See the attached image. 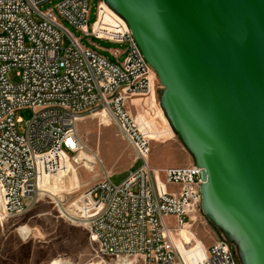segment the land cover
Instances as JSON below:
<instances>
[{
    "label": "built area",
    "instance_id": "2783aa9c",
    "mask_svg": "<svg viewBox=\"0 0 264 264\" xmlns=\"http://www.w3.org/2000/svg\"><path fill=\"white\" fill-rule=\"evenodd\" d=\"M52 1L0 0L1 214L23 215L39 193L40 177L59 176L64 157L90 161L76 125L103 112L130 146L136 166L118 184L107 175L67 204L59 199L63 217L84 228L102 256L134 264H238L222 239L205 246L179 236L200 206V170L194 164L151 168L149 135L132 116L129 99L149 92L154 73L124 21L102 2L125 27L96 28L97 4L88 29L90 0H58L43 8ZM85 37L126 45L125 57L112 63L81 45ZM121 54L111 51L116 61ZM20 109L32 111L23 134L16 130Z\"/></svg>",
    "mask_w": 264,
    "mask_h": 264
},
{
    "label": "water",
    "instance_id": "95a60500",
    "mask_svg": "<svg viewBox=\"0 0 264 264\" xmlns=\"http://www.w3.org/2000/svg\"><path fill=\"white\" fill-rule=\"evenodd\" d=\"M102 2L158 80L202 214L238 264H264V0Z\"/></svg>",
    "mask_w": 264,
    "mask_h": 264
},
{
    "label": "rangeland",
    "instance_id": "374dc122",
    "mask_svg": "<svg viewBox=\"0 0 264 264\" xmlns=\"http://www.w3.org/2000/svg\"><path fill=\"white\" fill-rule=\"evenodd\" d=\"M57 1L54 0L43 8ZM97 4H100L98 17L100 23L103 20L115 19L122 25L123 22L102 4V0H90L88 29L96 19ZM63 26L74 37H80V33L66 21H63ZM80 42L112 63H120L125 57L126 45L93 37H85ZM66 44L67 39L63 37L61 46ZM113 50L122 52L118 61L111 55ZM11 79L14 77L11 76ZM153 83L155 89L153 93L131 96L129 99V106H133L132 116L141 117L145 121L142 129L150 139V166L152 169L181 167L185 159L192 165L194 164L192 157L160 109L158 97L161 87L155 75ZM31 116L30 109L16 111L15 118L19 120L16 130L19 134L25 132V122ZM76 131L88 149V156H96L95 161L83 159L74 163L67 162L64 157L59 176L40 177L38 187L44 192L28 200L29 207L23 215L7 218L1 214L0 204V264H53L55 260L66 264H124L126 260H130L134 264L132 259H115L95 253V244L90 240L87 231L69 223L61 213L62 205L58 202L59 199H63L65 205L107 175L110 176L112 183L118 184L126 178L127 172L136 166L133 165V152L130 146L113 123L108 121L107 124L98 115L88 114L79 120ZM23 226L30 229V235L22 239L16 229ZM179 236L185 241L192 238L205 246L221 240L202 214L200 206L192 215L189 229L180 232Z\"/></svg>",
    "mask_w": 264,
    "mask_h": 264
},
{
    "label": "bare ground",
    "instance_id": "6f19581e",
    "mask_svg": "<svg viewBox=\"0 0 264 264\" xmlns=\"http://www.w3.org/2000/svg\"><path fill=\"white\" fill-rule=\"evenodd\" d=\"M95 27L96 28H101V27L103 28L104 26L100 23V21L97 20V23H96ZM124 27H125L124 26V23H122V25L118 29H116V30H119L120 28H124ZM153 76L154 75H152L151 78H150V89H149V92L147 94H145V95H149V94H151V93H153L155 91V89H154V83H153ZM94 115H98L101 118L102 121H104L105 123L108 124V121L109 120L104 116L103 112H98L97 114H94ZM137 120H138V123H139L140 128L142 129V126L145 124V121L141 117H138ZM85 157L87 159H90V161L93 160V158L91 156H86L85 155ZM43 192H44L43 189H39V193L40 194H43ZM0 204H1V196H0ZM16 231L22 237V239L23 238H26V237H28L30 235V229L27 226L19 227V228L16 229ZM179 232H182V231H179ZM53 264H66V263L65 262H62L61 263V261L55 260V261H53ZM124 264H132V261L126 260L124 262Z\"/></svg>",
    "mask_w": 264,
    "mask_h": 264
},
{
    "label": "crops",
    "instance_id": "0c3cea01",
    "mask_svg": "<svg viewBox=\"0 0 264 264\" xmlns=\"http://www.w3.org/2000/svg\"><path fill=\"white\" fill-rule=\"evenodd\" d=\"M104 27L103 29H111V30H116L118 29L120 26H121V23L115 21V19H112V20H103V22L101 23ZM102 28V27H101ZM140 96V95H138ZM143 96V95H141ZM182 167H185V166H190V163L187 159L184 160V162L181 164ZM156 170H161V169H156Z\"/></svg>",
    "mask_w": 264,
    "mask_h": 264
},
{
    "label": "trees",
    "instance_id": "16d2710c",
    "mask_svg": "<svg viewBox=\"0 0 264 264\" xmlns=\"http://www.w3.org/2000/svg\"><path fill=\"white\" fill-rule=\"evenodd\" d=\"M175 133V132H174ZM176 134V133H175ZM222 239V238H221ZM223 240V239H222ZM233 251V250H232ZM233 255H234V257H235V254H234V252H233ZM235 259H236V257H235ZM236 261H237V259H236ZM238 263V262H237Z\"/></svg>",
    "mask_w": 264,
    "mask_h": 264
}]
</instances>
